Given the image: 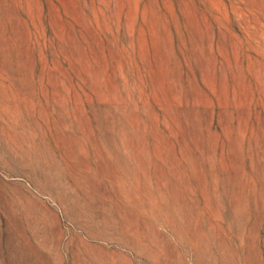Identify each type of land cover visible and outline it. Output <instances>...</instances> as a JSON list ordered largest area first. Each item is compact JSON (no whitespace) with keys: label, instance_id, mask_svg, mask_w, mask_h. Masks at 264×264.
Listing matches in <instances>:
<instances>
[{"label":"rangeland","instance_id":"1","mask_svg":"<svg viewBox=\"0 0 264 264\" xmlns=\"http://www.w3.org/2000/svg\"><path fill=\"white\" fill-rule=\"evenodd\" d=\"M0 264H264V0H0Z\"/></svg>","mask_w":264,"mask_h":264}]
</instances>
